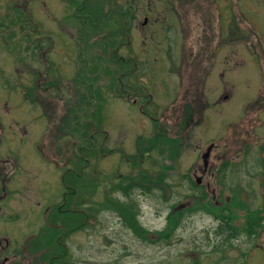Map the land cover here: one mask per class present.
I'll list each match as a JSON object with an SVG mask.
<instances>
[{
    "label": "rangeland",
    "instance_id": "obj_1",
    "mask_svg": "<svg viewBox=\"0 0 264 264\" xmlns=\"http://www.w3.org/2000/svg\"><path fill=\"white\" fill-rule=\"evenodd\" d=\"M128 4L138 10L130 29L118 20ZM55 79L64 87L47 91ZM81 144L91 159L85 192L95 195L81 205L87 226L63 235L69 252L55 264H264V221L255 235L228 238L198 209L234 196L264 214V0H0V264L61 255L46 242L68 228L49 218L63 170L84 163ZM140 145L158 149L133 163ZM139 171L164 184L142 193L137 183L125 196V176ZM118 200L135 203L149 240L128 227ZM174 208L192 211L153 241Z\"/></svg>",
    "mask_w": 264,
    "mask_h": 264
},
{
    "label": "trees",
    "instance_id": "obj_2",
    "mask_svg": "<svg viewBox=\"0 0 264 264\" xmlns=\"http://www.w3.org/2000/svg\"><path fill=\"white\" fill-rule=\"evenodd\" d=\"M123 6V5H122ZM137 8V7H136ZM138 11V10H137ZM135 7H133L132 5H128L127 7H123L118 14V20H119V25H127L126 28H131L130 27V22H132L135 19V14L137 13ZM117 13V12H116ZM129 22V23H128ZM130 60L131 58L128 59V62L130 64ZM120 61V60H119ZM122 76H125L126 74H121ZM46 76V75H45ZM139 78V76H137V79ZM140 79V78H139ZM46 82H48L47 77H45ZM58 79L55 80H49V84L45 87L47 91H52V89H56V90H60L61 88L64 87L63 84H59L58 82H56ZM52 82H56V83H52ZM52 84V85H51ZM60 95H58L59 97ZM135 101H133L132 103H134ZM158 132L160 133L161 136H168L166 131H162V130H158ZM99 132H95L94 134H97ZM174 143L175 142H179V139L174 138ZM76 148V145H75ZM155 148L158 149V147L154 146V145H150L148 147H142L141 145L139 146L138 149H140L138 157H134L132 159L133 163H136V160L138 159H143L145 158L147 155H149L148 153H150L153 150H155ZM173 149H176L173 148ZM78 155H81V159H83L84 163H82L81 165H74L75 167H71V166H67L63 172H62V177L61 180L64 183V195H63V200L60 203V205H58L57 209H56V213L52 216V218H49V220L52 222H55V226H58L59 224H61V230H64L65 228H68L67 231L62 232L63 234H60L61 231L59 232L58 238L54 239H49L47 240L46 243H50V241H54L56 242V246L57 244L64 248L61 249L59 247V250L56 251V253H59L61 255H57V256H53L50 260V264H55L57 262V259H61L60 262H62V258L66 257V253L69 252L68 249H66L64 247V243L62 242L61 239H63V235L67 236L69 235L71 232L77 231L79 229H82L85 227V225L87 226L88 224V210L87 208H82L81 205H86L88 206V201H92L95 192L89 194L90 198L88 199V193L85 192V187H84V183L88 181L85 180L83 181L82 178L87 177V169L89 168L88 166H91V159H90V163H88V155L90 153H88V147L85 145H79L78 147ZM168 152V149L163 150V154H166ZM147 154V155H146ZM146 155V156H145ZM93 156V155H92ZM150 159V158H148ZM139 160V163L141 164V161ZM141 161V162H140ZM138 163V164H139ZM227 164L223 163V168L221 170H224ZM78 166V167H76ZM162 167L164 169H168V166H165L164 164H162ZM139 174H136L132 177L129 176H125L128 180L125 184V190L124 195L128 196L129 193H131L134 189H135V184L139 183V191H141L143 193V190L146 189V184L152 183V181H156L157 179L160 180L161 184H164L162 182V178L160 177L161 173H156L153 174L151 172H144V171H139ZM120 179H122V177ZM98 185L102 184V181H99L97 183ZM83 185V186H82ZM89 185L91 186L92 184L88 183V191H89ZM159 186V185H157ZM115 190H118V188L116 186ZM98 189V187H96V190ZM143 189V190H142ZM150 189V186L148 187V190ZM130 191V192H129ZM147 191V190H146ZM83 193H86L87 195V199L83 200L80 199V197H77ZM97 193V192H96ZM196 196V195H194ZM201 198H204V200H206L208 198V194L207 192L204 190L203 192L200 193L199 195ZM131 197V196H130ZM238 197H232V200L229 201H222V203L216 204L213 200H209L207 202H200L199 201V208L209 212L210 214H212L214 216V218L216 220H218L220 222L221 228L220 229H225L227 230L228 234L227 236H230L228 238H232L234 236V234H236L237 232L242 231V229L244 231H249L251 229H253V233L254 235L258 232L259 228V224L262 225V222L264 221V214L263 211L260 212L259 214H250L249 211L247 209H245L244 207H242L241 203H238ZM189 200V198L187 199ZM119 202L116 201V204H120V212L122 213L123 216H125V222L128 225V227H130L131 229H133L134 233L139 236L142 239L145 240H149V235H151L150 231L147 230L146 228H144L142 226V224L139 221H136L135 217H136V210H134L133 207H135V203L134 202H130V201H134V199L131 198L130 201L126 202L128 204L127 207H124V205L121 203V200H118ZM185 201V200H184ZM184 201L180 202L183 203ZM196 204H198V202H195ZM238 203V204H237ZM80 205L79 210L77 209V207ZM194 204L190 205L193 206ZM177 207V206H175ZM189 207V206H187ZM83 209L82 211L80 209ZM110 208V207H108ZM67 209V210H66ZM246 210V214L244 215V221L243 223L240 224H236V220H238L239 218V213L240 210ZM131 210L134 214L130 215L128 213V211ZM185 211H192V208H184V209H179V210H172L169 215H168V225L165 229V231H162L160 233H158V235L156 236V238H154L153 241H158V240H162V239H168V237H166L168 234L171 233V228L177 224V218L181 217L185 214ZM73 215H79V218H82V220L80 221H76L75 218L74 220H72L70 217H73ZM132 216V217H131ZM76 218H78L76 216ZM242 218V217H241ZM69 220L68 224L62 223ZM78 220V219H77ZM73 223V224H72ZM57 229H59L58 227H56ZM257 231V232H256ZM67 233V234H65ZM69 233V234H68ZM153 234V233H152ZM45 243V245H46ZM39 243H37L38 245ZM60 251V252H59Z\"/></svg>",
    "mask_w": 264,
    "mask_h": 264
},
{
    "label": "flooded vegetation",
    "instance_id": "obj_3",
    "mask_svg": "<svg viewBox=\"0 0 264 264\" xmlns=\"http://www.w3.org/2000/svg\"><path fill=\"white\" fill-rule=\"evenodd\" d=\"M128 5H129V4H128ZM135 9H136V7H135ZM148 18H149V17H148L147 15L144 17V24H147V22L149 21V20L147 21ZM128 23H129V22H128ZM142 24H143V23H142ZM127 25H128V24H127ZM127 25H126V26H127ZM129 29H130V28H129ZM126 33H127V32H126ZM126 33H125V34H126ZM186 117H189V116H186ZM211 158H212V156H211V154H210V157H209V159H208V163L205 162L206 164H204L205 167L208 166V170L210 169V165H211V164H210V160H211ZM225 164H227L226 167H228V164H230V161H229V160H227V162L225 161ZM207 172H208V171H207ZM220 203H222V200H221ZM66 210H67V209H66Z\"/></svg>",
    "mask_w": 264,
    "mask_h": 264
},
{
    "label": "water",
    "instance_id": "obj_4",
    "mask_svg": "<svg viewBox=\"0 0 264 264\" xmlns=\"http://www.w3.org/2000/svg\"><path fill=\"white\" fill-rule=\"evenodd\" d=\"M209 151V150H208ZM205 156H206V163H208V159L210 157V152H206L205 153ZM198 182H200V179H198Z\"/></svg>",
    "mask_w": 264,
    "mask_h": 264
}]
</instances>
